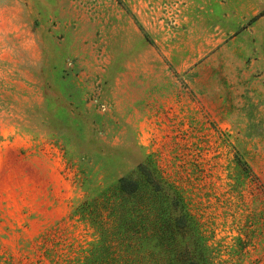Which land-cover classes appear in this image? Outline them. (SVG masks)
<instances>
[{"label": "rangeland", "instance_id": "374dc122", "mask_svg": "<svg viewBox=\"0 0 264 264\" xmlns=\"http://www.w3.org/2000/svg\"><path fill=\"white\" fill-rule=\"evenodd\" d=\"M147 157L152 263L75 211ZM187 259L264 264V0H0V264Z\"/></svg>", "mask_w": 264, "mask_h": 264}, {"label": "trees", "instance_id": "16d2710c", "mask_svg": "<svg viewBox=\"0 0 264 264\" xmlns=\"http://www.w3.org/2000/svg\"><path fill=\"white\" fill-rule=\"evenodd\" d=\"M87 158L84 156L80 159L82 161L81 166H85V163L90 164L91 159ZM153 170L155 171L153 164L147 157L145 163L139 164L129 174L120 177L113 186L102 191L99 195L87 194L86 200L75 209L79 217L97 233L98 244L101 242L107 244L110 233H119L117 236L127 254L142 253V260L145 259L150 263H152L151 260L158 250L155 245H152L157 236L156 229L158 226L155 221L150 220V217H148V221L140 222H136V218L141 215V206L147 208L148 211L156 208V203L158 204L155 197L157 194L156 185H162L167 193H172L168 184L154 183L152 180ZM80 171L82 187L86 189L87 182L90 181L88 172L81 167ZM88 192L89 189L86 193ZM166 199L171 206L172 199ZM145 217L143 215L141 219ZM165 225L169 232L170 229H168L166 222ZM164 249L167 248L164 247ZM146 251L148 253L145 255ZM180 264H199V262L187 259Z\"/></svg>", "mask_w": 264, "mask_h": 264}]
</instances>
